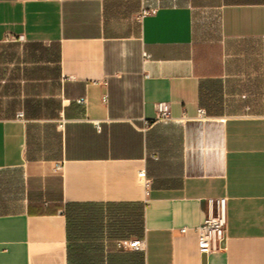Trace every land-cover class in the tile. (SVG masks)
<instances>
[{"label":"crops","instance_id":"obj_1","mask_svg":"<svg viewBox=\"0 0 264 264\" xmlns=\"http://www.w3.org/2000/svg\"><path fill=\"white\" fill-rule=\"evenodd\" d=\"M0 264H264V0H0Z\"/></svg>","mask_w":264,"mask_h":264},{"label":"built area","instance_id":"obj_2","mask_svg":"<svg viewBox=\"0 0 264 264\" xmlns=\"http://www.w3.org/2000/svg\"><path fill=\"white\" fill-rule=\"evenodd\" d=\"M154 13V10L144 11L143 14ZM147 58V55H143ZM84 99H80L78 103H84ZM157 118L156 121L165 122L170 119L169 106L165 103H159L156 105ZM18 118L22 117V114L17 115ZM199 119L204 118V111L198 110ZM147 125V123H145ZM63 124L59 125L62 128ZM59 170L60 167L57 166ZM139 177H144V172L139 173ZM225 199H218L215 201H209V216L195 228V233L198 243V251L201 255L207 256L208 254L220 250L226 240V212H225ZM185 234L186 229L180 231ZM117 249L120 250H134L140 251L143 249V241L130 240L120 241L116 243Z\"/></svg>","mask_w":264,"mask_h":264}]
</instances>
